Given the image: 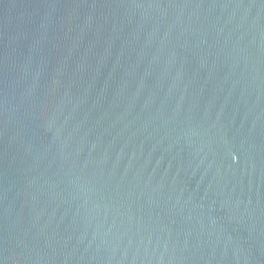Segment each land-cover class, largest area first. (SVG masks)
I'll return each mask as SVG.
<instances>
[{
	"label": "water",
	"instance_id": "obj_1",
	"mask_svg": "<svg viewBox=\"0 0 264 264\" xmlns=\"http://www.w3.org/2000/svg\"><path fill=\"white\" fill-rule=\"evenodd\" d=\"M0 264H264V0H0Z\"/></svg>",
	"mask_w": 264,
	"mask_h": 264
}]
</instances>
